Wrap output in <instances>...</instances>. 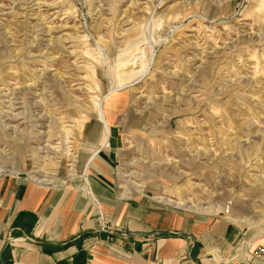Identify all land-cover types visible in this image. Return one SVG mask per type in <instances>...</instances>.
<instances>
[{"label":"rangeland","instance_id":"1","mask_svg":"<svg viewBox=\"0 0 264 264\" xmlns=\"http://www.w3.org/2000/svg\"><path fill=\"white\" fill-rule=\"evenodd\" d=\"M102 140L121 193L264 229V0H0V177Z\"/></svg>","mask_w":264,"mask_h":264},{"label":"crops","instance_id":"2","mask_svg":"<svg viewBox=\"0 0 264 264\" xmlns=\"http://www.w3.org/2000/svg\"><path fill=\"white\" fill-rule=\"evenodd\" d=\"M104 147L56 185L0 177V264H264L263 228L121 193Z\"/></svg>","mask_w":264,"mask_h":264},{"label":"built area","instance_id":"3","mask_svg":"<svg viewBox=\"0 0 264 264\" xmlns=\"http://www.w3.org/2000/svg\"><path fill=\"white\" fill-rule=\"evenodd\" d=\"M253 255L256 256V257H261L264 255V248L260 247V248H257V250H255L253 252Z\"/></svg>","mask_w":264,"mask_h":264},{"label":"bare ground","instance_id":"4","mask_svg":"<svg viewBox=\"0 0 264 264\" xmlns=\"http://www.w3.org/2000/svg\"><path fill=\"white\" fill-rule=\"evenodd\" d=\"M107 131H108V133H107ZM105 132V136H106V138L108 137V134H109V130H105L104 131ZM105 144V143H104ZM183 199V198H182ZM193 207V206H192Z\"/></svg>","mask_w":264,"mask_h":264}]
</instances>
